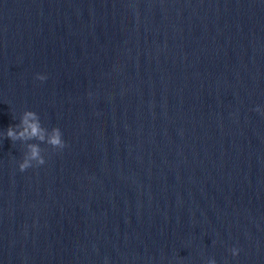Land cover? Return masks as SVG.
Wrapping results in <instances>:
<instances>
[{
	"label": "clouds",
	"instance_id": "1",
	"mask_svg": "<svg viewBox=\"0 0 264 264\" xmlns=\"http://www.w3.org/2000/svg\"><path fill=\"white\" fill-rule=\"evenodd\" d=\"M37 79L45 81L47 76L37 74ZM255 110L261 111L260 108ZM4 135L5 138H9L12 142L20 141L26 143L27 151L24 154L22 162L19 163V170L21 172L46 163L45 156L43 155L44 149L41 148L40 143H46L54 150L59 151L67 147L61 129L54 127L49 131L42 126L38 113L32 110L25 111L20 118V122L9 126ZM30 141H39L40 143H29ZM231 252L233 256L239 255L238 248H232ZM207 264H217V262L214 258H211L207 261Z\"/></svg>",
	"mask_w": 264,
	"mask_h": 264
}]
</instances>
